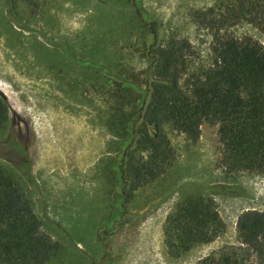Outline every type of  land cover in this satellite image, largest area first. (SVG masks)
Returning <instances> with one entry per match:
<instances>
[{
  "label": "rangeland",
  "instance_id": "obj_1",
  "mask_svg": "<svg viewBox=\"0 0 264 264\" xmlns=\"http://www.w3.org/2000/svg\"><path fill=\"white\" fill-rule=\"evenodd\" d=\"M233 0H30L8 14L0 0V94L8 119L0 129V163L28 175L23 183L41 231L60 245L47 264H193L224 245H237L236 220L264 211V170L229 172L221 164L218 126L203 122L196 140L166 126L173 160L157 179L124 191L120 150L97 120V71L84 60L141 72L153 42L187 39L193 62L207 65L211 30L200 15ZM264 44L254 26L225 28ZM14 139L24 158L3 143ZM7 150V149H6ZM119 155V156H118ZM29 170L23 169V161ZM118 174V175H117ZM213 194L225 232L177 257L164 244L163 224L189 194ZM120 192L126 199L119 201ZM247 264H264L251 251Z\"/></svg>",
  "mask_w": 264,
  "mask_h": 264
},
{
  "label": "trees",
  "instance_id": "obj_2",
  "mask_svg": "<svg viewBox=\"0 0 264 264\" xmlns=\"http://www.w3.org/2000/svg\"><path fill=\"white\" fill-rule=\"evenodd\" d=\"M19 1L24 0H6L12 17ZM216 10L217 16L210 9L199 18L211 30L207 65L193 62L187 39L172 37L164 44H150L145 52L150 62L138 73L98 58L97 63H80L97 71V120L120 150L117 178L124 191L132 193L152 182L171 165L166 126L196 140L200 125L213 123L222 145L221 164L229 172L264 170V44L251 36L236 38L225 29L244 22L264 36V0H233ZM8 110L0 94V129ZM2 145L9 154L25 157L14 139ZM2 153L0 159H5ZM23 169L29 170L27 159ZM16 172L0 163V264H47L60 245L41 231ZM216 193L184 196L166 215L163 237L170 256L211 243L225 232L212 197ZM125 199L120 192L119 201ZM236 233L237 245H224L193 264H247L251 251L264 252V211L242 212Z\"/></svg>",
  "mask_w": 264,
  "mask_h": 264
}]
</instances>
